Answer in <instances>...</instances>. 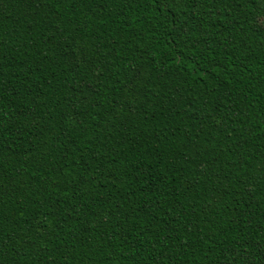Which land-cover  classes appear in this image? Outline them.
Instances as JSON below:
<instances>
[{
    "label": "trees",
    "instance_id": "trees-1",
    "mask_svg": "<svg viewBox=\"0 0 264 264\" xmlns=\"http://www.w3.org/2000/svg\"><path fill=\"white\" fill-rule=\"evenodd\" d=\"M264 0H0V264H264Z\"/></svg>",
    "mask_w": 264,
    "mask_h": 264
},
{
    "label": "snow or ice",
    "instance_id": "snow-or-ice-1",
    "mask_svg": "<svg viewBox=\"0 0 264 264\" xmlns=\"http://www.w3.org/2000/svg\"><path fill=\"white\" fill-rule=\"evenodd\" d=\"M260 23H261V26H264V20H261Z\"/></svg>",
    "mask_w": 264,
    "mask_h": 264
}]
</instances>
